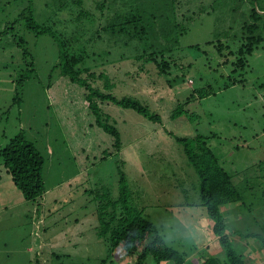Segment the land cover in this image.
Returning <instances> with one entry per match:
<instances>
[{"label": "rangeland", "instance_id": "obj_1", "mask_svg": "<svg viewBox=\"0 0 264 264\" xmlns=\"http://www.w3.org/2000/svg\"><path fill=\"white\" fill-rule=\"evenodd\" d=\"M175 1L178 19L189 17V24L185 33L171 25L179 48L165 54L170 69L160 73L155 64L135 58L142 52L137 41H119L102 31L114 14L129 11L127 0H33L39 25L66 42L70 52L86 51L84 67L96 77L83 78L102 93L137 99L161 117L154 124L101 102L104 119L119 132L116 151L113 138L95 125L85 90L59 74L55 42L48 35L34 36L20 22L15 33L34 66L31 77L27 74L30 61L23 60L11 34L3 33L5 23L13 22L27 1L0 0V149L25 132L45 158V194L34 202L15 188L0 159V264H100L108 252L97 237V210L105 199L118 198L119 168L131 204L170 245L188 251L191 258L208 247L223 261L199 201L197 174L174 140L196 135L208 137L221 166L236 175L242 202L223 209L230 231L264 235V48L248 57L247 68L234 73L236 57L228 56L229 50L219 55L214 45L204 44L223 39L236 50L248 6L231 15L226 0ZM160 46L152 51L159 53ZM100 74L111 88H104ZM207 88L211 94L198 98L196 92ZM191 95L195 97L189 99ZM181 105L196 121L170 117ZM230 238L248 264H264L259 241ZM116 260L133 264L118 255Z\"/></svg>", "mask_w": 264, "mask_h": 264}, {"label": "trees", "instance_id": "obj_2", "mask_svg": "<svg viewBox=\"0 0 264 264\" xmlns=\"http://www.w3.org/2000/svg\"><path fill=\"white\" fill-rule=\"evenodd\" d=\"M26 1V8L17 18L13 22L5 23L3 33L11 34L13 45L21 51L23 60L30 61L27 70L30 77L34 72L33 61L24 47V41L15 33L16 28H14L15 24L20 22L24 25L25 30L34 36L48 35L55 42L58 49L59 74L85 90L87 107L94 117L95 125L113 138V148L116 151H119L121 147L119 132L104 119L99 105L101 102L131 110L154 124L162 122L159 115L150 112L139 100L132 97L116 98L112 94H105L94 88L87 78L82 77L83 74H87L91 79L96 77L94 73H89L91 70L89 67H84L87 59L86 51L82 49L79 53L70 52L66 42L59 39L48 27L41 26L35 21L33 0ZM127 4L129 11L122 15L114 14L102 31L110 37H116L119 41L123 39L137 41L142 52L135 58L155 64L160 73L168 71L170 66L164 57L173 49L179 48L178 38L171 37V25L173 24V27L177 29L181 28L182 33H185L187 31L185 25L189 24V17L178 19L175 0H127ZM225 4L229 6L228 13L231 15L241 11L244 5L248 6L247 15L244 13V19L239 25L238 34L233 36V39L239 38L240 46L236 50L232 49L229 43L223 39L206 42L204 46L214 45L219 55L221 52L229 50L228 56L236 57L234 64L236 67L234 73H236L239 68H247L248 57L254 51L264 48V0H226ZM155 34L157 42H155ZM168 43H171V47H168ZM158 44L161 45L157 49L159 53H155L152 50L157 48ZM176 45L177 47H174ZM190 48L199 50L202 47L191 45ZM138 49H140L139 46ZM157 57H159V61ZM97 79L104 80V88H111L106 75L100 74ZM230 82L231 84L235 83L231 80ZM262 87L264 88V84ZM210 89L198 90L197 97L204 98L210 95ZM194 97L191 95L189 99ZM16 101L19 102L18 95L13 99L14 105L17 103ZM183 116L191 122L197 119L194 114L185 111L182 105L170 115L172 119ZM207 139L208 137L196 135L192 138H175L174 140L182 146L189 165L197 174L199 201L212 222L211 236L216 239L222 249L224 260L221 261L211 255L208 247L197 252L191 258L188 251H180L170 245L159 233L157 227L144 217L143 211L131 204L126 176L119 168L118 198L116 200L105 199L104 203H99L97 210L99 224L97 237L106 244L108 252L106 259L100 264H106L107 261L111 264H118L117 255L120 259L133 260V264H248L245 257L235 250V244L230 237L255 239L264 246L263 233L260 235L250 232L246 235H238L230 231L226 224L225 218L228 212L223 209L238 205L239 202H242V197L235 183L236 175L233 178L225 171L220 164L219 157L207 144ZM0 159L6 174L10 176L13 185L26 201L34 202L42 198L45 194L43 180L45 158L34 144L27 140L25 132H19L8 140V143L0 149Z\"/></svg>", "mask_w": 264, "mask_h": 264}, {"label": "crops", "instance_id": "obj_3", "mask_svg": "<svg viewBox=\"0 0 264 264\" xmlns=\"http://www.w3.org/2000/svg\"><path fill=\"white\" fill-rule=\"evenodd\" d=\"M37 228H38V226H37Z\"/></svg>", "mask_w": 264, "mask_h": 264}]
</instances>
